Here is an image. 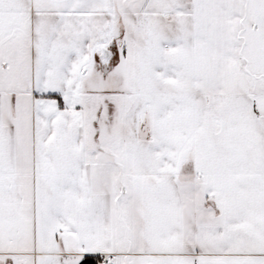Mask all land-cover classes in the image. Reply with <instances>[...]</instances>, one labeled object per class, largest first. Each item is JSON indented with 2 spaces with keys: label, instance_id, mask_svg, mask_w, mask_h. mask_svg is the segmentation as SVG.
Returning a JSON list of instances; mask_svg holds the SVG:
<instances>
[{
  "label": "snow or ice",
  "instance_id": "snow-or-ice-1",
  "mask_svg": "<svg viewBox=\"0 0 264 264\" xmlns=\"http://www.w3.org/2000/svg\"><path fill=\"white\" fill-rule=\"evenodd\" d=\"M0 264H264V0H0Z\"/></svg>",
  "mask_w": 264,
  "mask_h": 264
}]
</instances>
